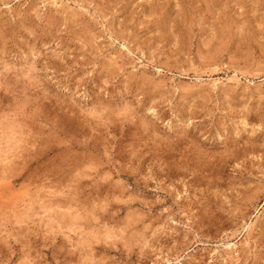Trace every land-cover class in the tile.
<instances>
[{"label":"rangeland","instance_id":"obj_1","mask_svg":"<svg viewBox=\"0 0 264 264\" xmlns=\"http://www.w3.org/2000/svg\"><path fill=\"white\" fill-rule=\"evenodd\" d=\"M0 264H264V0H0Z\"/></svg>","mask_w":264,"mask_h":264},{"label":"bare ground","instance_id":"obj_2","mask_svg":"<svg viewBox=\"0 0 264 264\" xmlns=\"http://www.w3.org/2000/svg\"><path fill=\"white\" fill-rule=\"evenodd\" d=\"M231 247H233V246H229V248H231Z\"/></svg>","mask_w":264,"mask_h":264}]
</instances>
